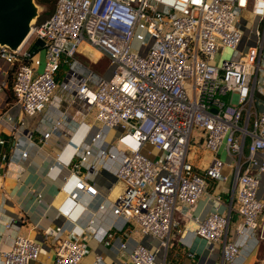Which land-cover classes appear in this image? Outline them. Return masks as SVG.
Masks as SVG:
<instances>
[{"label": "built area", "instance_id": "1", "mask_svg": "<svg viewBox=\"0 0 264 264\" xmlns=\"http://www.w3.org/2000/svg\"><path fill=\"white\" fill-rule=\"evenodd\" d=\"M244 11L264 23V0H57L18 50L0 47V92L14 69L12 92L25 116L42 113L59 82L94 109L99 130L77 150L73 166L102 167L123 183L111 213L157 243L154 249L136 245L129 264H167L157 262L158 252L169 247L179 216L210 181L230 184L231 203L227 215L214 206L195 229L208 251L221 244V264H238L242 249L264 241V100L257 98L264 97V24L250 30L252 42L240 51ZM38 38L42 57L40 50L30 56ZM83 43L108 60V74L94 88L90 77L71 69L56 79ZM224 50L232 51L227 59L220 58ZM10 137H0V147L12 146ZM78 191L96 193L85 178L69 198L76 200ZM231 210L238 215L233 230ZM111 229L87 231L109 245ZM52 232V264H79L87 252L83 233ZM38 252L36 241L16 236L2 264H30Z\"/></svg>", "mask_w": 264, "mask_h": 264}, {"label": "crops", "instance_id": "2", "mask_svg": "<svg viewBox=\"0 0 264 264\" xmlns=\"http://www.w3.org/2000/svg\"><path fill=\"white\" fill-rule=\"evenodd\" d=\"M263 24L259 25V20L249 11L242 12L239 26L244 40L239 46L240 51L252 42L247 40L250 30H256L258 25L262 29ZM87 51L88 46L81 44L76 60L67 70L90 77L89 85L94 88L108 70L96 72L78 59V54L89 58ZM38 56L42 57V52ZM99 127L94 109L75 100L73 91L63 88L60 82L43 112L32 117L25 116L20 109L12 85L0 92V137L10 139L13 135L14 142L12 146L9 142L0 147V264L3 253L11 248L16 236L28 237L38 243V257L30 264H52L55 245L52 231L57 228L61 229L63 237L83 233L87 252L79 264H92L96 257L101 258L100 264H129V255L136 245L156 247V241L142 234L135 224L125 223L111 213L109 204L123 190L120 180L99 166L94 169L84 166L78 170L73 166L77 161V150L91 143ZM45 133H48L47 137H44ZM116 135L113 131L108 140H113ZM3 152L7 154L5 159L1 157ZM205 156L210 158L209 154ZM79 178H85L96 193L89 195L78 191L77 199L72 200L68 194L75 190ZM229 188L230 184L226 182H209L207 192L188 208L185 215L179 216V232L172 234L166 250L158 252V263L165 258L167 264H221V244L210 253L207 242L195 234V229L216 205L220 213L228 214ZM259 196L264 200V175ZM216 197H219L218 203ZM237 219V213L231 210L230 230L234 229ZM104 226H111L114 233L109 245L96 240L87 231V228ZM263 242L257 247L252 242L249 248L242 249L238 264L264 261L258 258Z\"/></svg>", "mask_w": 264, "mask_h": 264}, {"label": "water", "instance_id": "3", "mask_svg": "<svg viewBox=\"0 0 264 264\" xmlns=\"http://www.w3.org/2000/svg\"><path fill=\"white\" fill-rule=\"evenodd\" d=\"M40 16L35 0H0V47L18 50ZM43 47L44 41L38 38L30 45L28 54L33 56Z\"/></svg>", "mask_w": 264, "mask_h": 264}, {"label": "rangeland", "instance_id": "4", "mask_svg": "<svg viewBox=\"0 0 264 264\" xmlns=\"http://www.w3.org/2000/svg\"><path fill=\"white\" fill-rule=\"evenodd\" d=\"M36 4L39 6L40 8V14L41 16L45 17L48 16L52 11L53 8H51L49 5L47 4H39L36 2ZM40 16V17H41ZM89 52L87 51V55L89 56V58H87L86 56H83L82 54H78V59H80L81 61H83L85 64H87L91 69H93L96 72L99 73H105L108 70V60L106 57L102 56L99 52H97L95 49L91 48L88 46ZM42 52V50H40ZM232 55V51L230 50H224L222 52L221 55V59H227ZM90 59V60H89ZM94 61V62H93ZM68 65H64L61 66L60 70L57 73V77L58 79L61 81L64 76L65 73L67 71ZM261 97V96H258ZM257 97V98H258ZM262 100H264V98L262 97ZM152 160L155 159V156L152 155L150 156ZM258 258H263L264 259V242L260 247L259 253H258ZM254 264H264V261L260 262H256Z\"/></svg>", "mask_w": 264, "mask_h": 264}, {"label": "trees", "instance_id": "5", "mask_svg": "<svg viewBox=\"0 0 264 264\" xmlns=\"http://www.w3.org/2000/svg\"><path fill=\"white\" fill-rule=\"evenodd\" d=\"M37 3H39V4H47V5H49L51 8H53V7H55V3H56V1L57 0H35ZM54 9V8H53ZM51 14V13H50ZM49 14V15H50ZM48 15V16H49ZM48 16H45V17H43V16H41L39 19H38V21H37V23H40L42 20H44L45 18H47ZM25 60V62H27V59L25 58L24 59ZM13 76H14V69H12L10 72H9V76H8V88H10L11 87V85H12V80H13ZM58 76V75H57ZM56 76V79L58 80V77Z\"/></svg>", "mask_w": 264, "mask_h": 264}]
</instances>
